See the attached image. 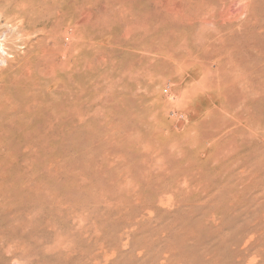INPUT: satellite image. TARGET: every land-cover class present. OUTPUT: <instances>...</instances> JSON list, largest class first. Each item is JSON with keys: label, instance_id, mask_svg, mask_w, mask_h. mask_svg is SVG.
Here are the masks:
<instances>
[{"label": "rangeland", "instance_id": "obj_1", "mask_svg": "<svg viewBox=\"0 0 264 264\" xmlns=\"http://www.w3.org/2000/svg\"><path fill=\"white\" fill-rule=\"evenodd\" d=\"M263 17L0 0V264H264Z\"/></svg>", "mask_w": 264, "mask_h": 264}, {"label": "bare ground", "instance_id": "obj_2", "mask_svg": "<svg viewBox=\"0 0 264 264\" xmlns=\"http://www.w3.org/2000/svg\"><path fill=\"white\" fill-rule=\"evenodd\" d=\"M194 4V3H193ZM191 5V4H190ZM263 7V6H262ZM230 8V7H229ZM263 9V8H262ZM245 10V9H244ZM221 11V10H220ZM238 14V13H237ZM196 15V14H195ZM231 15V14H230ZM256 15H257V13H256ZM228 16V15H227ZM229 17V16H228ZM257 17V16H256ZM224 18V17H223ZM251 18V17H250ZM260 18V17H259ZM264 18V17H263ZM189 19V18H188ZM198 19V18H197ZM253 19H254V17H253ZM252 20V19H251ZM251 20H249V21H251ZM259 20V19H258ZM248 22V21H247ZM253 22V21H252ZM259 22V21H258ZM261 22V21H260ZM199 23V22H198ZM221 23V22H220ZM256 23V22H255ZM254 23V24H255ZM252 24V23H251ZM257 24V23H256ZM256 24H255V26H256ZM258 24H261V23H258ZM224 25V24H223ZM206 26V25H205ZM258 27V26H257ZM253 28H255L254 26H253ZM262 27H259V29H261ZM212 29V28H211ZM211 31V30H210ZM261 32V31H260ZM218 42V41H217ZM209 44V43H208ZM219 94V93H218ZM13 188V187H12ZM12 190V189H11ZM11 192H13V190L11 191ZM10 194V193H9ZM19 196V195H18Z\"/></svg>", "mask_w": 264, "mask_h": 264}]
</instances>
